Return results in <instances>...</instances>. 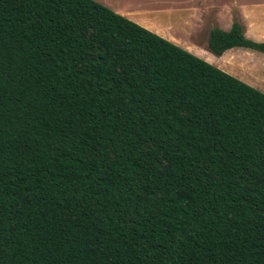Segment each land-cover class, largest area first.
Masks as SVG:
<instances>
[{"label": "trees", "instance_id": "1", "mask_svg": "<svg viewBox=\"0 0 264 264\" xmlns=\"http://www.w3.org/2000/svg\"><path fill=\"white\" fill-rule=\"evenodd\" d=\"M0 264H264V92L95 0H0Z\"/></svg>", "mask_w": 264, "mask_h": 264}, {"label": "rangeland", "instance_id": "2", "mask_svg": "<svg viewBox=\"0 0 264 264\" xmlns=\"http://www.w3.org/2000/svg\"><path fill=\"white\" fill-rule=\"evenodd\" d=\"M95 1L101 3L106 7H109L117 14H120L128 19V16L133 15L136 18L135 20L143 19L148 23L160 26V28L173 30L174 35L179 38V40L186 38L184 32L180 31L186 20L190 22L195 14H200L204 18V21L202 22L203 27L205 28L208 25V28L203 31V33L199 36L200 38H197V36H193L192 38H190V41L198 43V45H200L201 47L205 46V44L209 42L210 33L213 29H215L214 19L217 17L219 12L226 11L228 13L230 11L234 23H241L243 15H246V12L256 10L259 12L260 17L257 27L260 30H263L264 27V22H262V20L264 19V0ZM235 51L247 54V52L244 50ZM249 53L253 54V56L256 58V64L233 62L232 69L238 73L243 74L245 79H250L247 81L252 84L254 82L252 78L255 79L258 83H261L259 87L263 90L262 92H264V53Z\"/></svg>", "mask_w": 264, "mask_h": 264}, {"label": "crops", "instance_id": "3", "mask_svg": "<svg viewBox=\"0 0 264 264\" xmlns=\"http://www.w3.org/2000/svg\"><path fill=\"white\" fill-rule=\"evenodd\" d=\"M128 17L135 23L179 45L180 47L184 48L185 50H188L192 54L202 58L203 60L216 66L222 71L238 78L244 83L246 82V84L248 85H252L256 89L263 91L259 87L261 83H258L255 79L252 78V80L254 81L252 84L247 81L250 79H245L243 74L238 73L232 69L233 62L256 64V58L253 56V54L249 53L253 51L244 50V49H232L225 52L223 56L217 57L209 51L208 43H206L205 46L201 47L200 45H198V43L190 41V38H192L193 36H197V38H200L199 36L203 33V31H205L208 28V25L205 28L202 25V22L204 21L202 15L195 14V16L191 19L190 22L186 20L183 27L180 29L181 32H184V35L186 37L182 40H179V38H177L174 35L173 30L160 28V26L158 25L156 26L154 24L148 23L146 20L143 19L135 20L136 18L133 15ZM259 20H260L259 12L256 10H252L246 12V15H243L242 22L241 21L240 22L245 28L247 38L255 42L264 43V27L263 30H260L257 27ZM262 22H264V19L262 20ZM214 23H215V28H219L224 31L231 30L234 24L231 12L230 11L228 13L226 11L219 12L217 17L214 19ZM235 50H244L247 52V54L240 53Z\"/></svg>", "mask_w": 264, "mask_h": 264}]
</instances>
